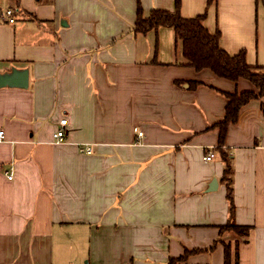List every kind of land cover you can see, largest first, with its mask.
<instances>
[{
  "label": "crops",
  "instance_id": "0c3cea01",
  "mask_svg": "<svg viewBox=\"0 0 264 264\" xmlns=\"http://www.w3.org/2000/svg\"><path fill=\"white\" fill-rule=\"evenodd\" d=\"M137 3L145 15L175 8L0 0V75L27 70L26 87L0 86V264H167L186 249L198 251L177 264H223L224 245L238 264H264V97L243 105L225 136L245 241L220 229L229 204L211 125L223 92L254 86L181 64L170 27L136 34ZM7 8L14 22L1 17ZM180 13H204L221 48L264 66L262 0H180Z\"/></svg>",
  "mask_w": 264,
  "mask_h": 264
},
{
  "label": "trees",
  "instance_id": "16d2710c",
  "mask_svg": "<svg viewBox=\"0 0 264 264\" xmlns=\"http://www.w3.org/2000/svg\"><path fill=\"white\" fill-rule=\"evenodd\" d=\"M262 2L264 4V0ZM174 4L175 8L173 10L153 8L145 15L141 5L137 3L133 31L136 34H145L159 27H170L173 30L175 42L181 47L183 57L181 64L191 66L197 70L208 68L217 76L232 81L244 78L254 86L251 90L223 92L227 99L224 114L211 125L212 128L218 129L216 149L224 164L221 180L226 185V198L229 204V219L220 229L233 230L246 241L249 226L238 225L233 219L235 207L232 196V167L229 153L225 148V136L228 126L237 121L241 107L252 99H262L264 97V66L250 65L246 61L244 50L234 54L228 53L219 46V31L211 32L204 25V13L194 17H183L180 13V0H174ZM185 83L189 88L198 84L196 81ZM261 109L264 113V102L261 103ZM216 243L217 241H214L212 245L203 250H212ZM196 251L198 250L186 249L178 257H169L167 264H177L184 261L189 254ZM223 264H238L237 249L234 258H232L230 246L224 245Z\"/></svg>",
  "mask_w": 264,
  "mask_h": 264
},
{
  "label": "built area",
  "instance_id": "2783aa9c",
  "mask_svg": "<svg viewBox=\"0 0 264 264\" xmlns=\"http://www.w3.org/2000/svg\"><path fill=\"white\" fill-rule=\"evenodd\" d=\"M1 17L7 21V22H14L15 21V17H14V11L11 9V8H7L5 9L4 11L1 12ZM60 125H64L66 123V119L63 118L60 120ZM3 134V130H0V137L1 135ZM142 134L141 131H138L137 132V138ZM64 136H65V133L63 131V129L61 127H59L53 134V137H54V141L55 142H62L64 140ZM86 152H90V150L87 148V149H84ZM214 154L212 152H209L208 154H206L205 156H203V159L205 160H210L211 157L213 156ZM7 177L9 179L12 178V173H8L7 174Z\"/></svg>",
  "mask_w": 264,
  "mask_h": 264
},
{
  "label": "water",
  "instance_id": "95a60500",
  "mask_svg": "<svg viewBox=\"0 0 264 264\" xmlns=\"http://www.w3.org/2000/svg\"><path fill=\"white\" fill-rule=\"evenodd\" d=\"M3 85H14L19 87L27 86V70H16L12 69L11 73L0 75V86ZM217 186V181L213 179L212 183L209 185V190L215 189Z\"/></svg>",
  "mask_w": 264,
  "mask_h": 264
}]
</instances>
